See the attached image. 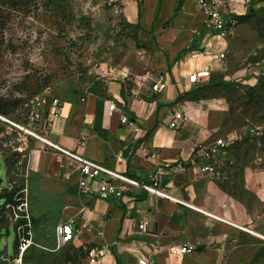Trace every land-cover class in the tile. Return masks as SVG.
Here are the masks:
<instances>
[{"label": "crops", "instance_id": "1", "mask_svg": "<svg viewBox=\"0 0 264 264\" xmlns=\"http://www.w3.org/2000/svg\"><path fill=\"white\" fill-rule=\"evenodd\" d=\"M121 12L138 27V43L151 52L149 71L109 81L103 94L61 79L54 95L59 100L56 115L40 114L37 130L29 129V173L57 186L54 217L78 221L76 248L107 247L99 264H136L138 257L155 264H264V235L252 229L251 213L229 182L199 171L204 160L194 153L197 144L206 150L231 133L226 127L231 104L225 96L205 92L212 88V78H228L229 64L219 54L225 57L234 38L215 36L205 14L189 0H126ZM199 49L212 55L193 57ZM199 70L209 71L210 77L189 84L188 76ZM158 79L165 87L154 92L151 86ZM110 102L142 131L136 134L122 125L119 112L109 114ZM174 112L186 119L171 128ZM48 143L138 181L157 177L161 189L194 209L140 189L122 200L81 194L75 165L65 171L64 156ZM142 222H147L145 233L138 229ZM174 245L194 252L176 258L168 251ZM81 264L91 263L84 258Z\"/></svg>", "mask_w": 264, "mask_h": 264}, {"label": "rangeland", "instance_id": "2", "mask_svg": "<svg viewBox=\"0 0 264 264\" xmlns=\"http://www.w3.org/2000/svg\"><path fill=\"white\" fill-rule=\"evenodd\" d=\"M124 3L0 0V264H16L15 257L17 264H81L78 248L56 242L58 188L29 173L32 137L10 122L35 132L41 119L31 116L49 115L61 79L103 94L109 81L149 71L151 52L123 16ZM243 11L224 57L228 78H212L205 96L222 95L231 104V133L223 137L216 173L251 213L252 229L264 235V0ZM64 161L65 171L74 165Z\"/></svg>", "mask_w": 264, "mask_h": 264}, {"label": "built area", "instance_id": "3", "mask_svg": "<svg viewBox=\"0 0 264 264\" xmlns=\"http://www.w3.org/2000/svg\"><path fill=\"white\" fill-rule=\"evenodd\" d=\"M110 3H115L120 1L124 3L126 0H108ZM193 2L198 9H200L205 14V24L208 29L218 38L225 40L235 34L236 29L239 25V17L244 14V11L251 2L259 0H189ZM207 55L211 56L212 53L207 49H199L192 52V56ZM219 58L223 59L224 54H219ZM210 77V72L207 70H199L191 73L188 76V82L191 85L200 84L203 80ZM165 83L160 79L154 81L151 86L152 91L159 92L164 89ZM53 108L49 115H56L59 100H52ZM109 114L114 112H119L121 114L120 123L122 125H127L132 128L134 133L138 134L142 129L130 118L128 117L122 107L117 106L115 103L110 102L108 106ZM40 118L38 114H32V122H37ZM186 119L185 114L181 112H174L173 121L169 123V127L174 128L178 123L184 122ZM20 130L33 135L30 130L23 129V127H18ZM48 145L59 151L63 156L69 158L75 165V170L78 175V191L81 194L87 195H97L100 198H112L115 200H122L128 193L134 191V189H140L148 194L154 195L159 198H163L174 203L187 206L194 209L193 206L188 205L165 192L159 186V181L157 177L150 178L149 182L138 181L137 179L116 172L107 166L92 161L85 158L82 155H78L62 149L56 145L48 143ZM227 146L225 139L218 138L214 141V145L209 149H203L200 144H197L194 149L195 154H200L204 163L199 167V171L202 174H216L217 156L223 153L224 148ZM177 167L181 168L182 164L178 163ZM200 211V210H199ZM201 212V211H200ZM215 217V216H214ZM147 227V222H142L139 224V232L145 233ZM55 238L57 245L64 246L72 243L80 232L79 223L74 218H69L66 220H60L55 226ZM99 236H103V233H99ZM25 249V245L20 247L19 256ZM80 249L85 254L86 260L91 264H99L100 260L106 255V246H90L87 244H82ZM170 255L176 258H182L187 254L194 252V249L187 245H174L168 249ZM13 262L16 264L20 262V259L13 258ZM136 264H155L148 257H138Z\"/></svg>", "mask_w": 264, "mask_h": 264}, {"label": "trees", "instance_id": "4", "mask_svg": "<svg viewBox=\"0 0 264 264\" xmlns=\"http://www.w3.org/2000/svg\"><path fill=\"white\" fill-rule=\"evenodd\" d=\"M79 254H80V260L85 258V254L82 252L80 248H78Z\"/></svg>", "mask_w": 264, "mask_h": 264}, {"label": "bare ground", "instance_id": "5", "mask_svg": "<svg viewBox=\"0 0 264 264\" xmlns=\"http://www.w3.org/2000/svg\"><path fill=\"white\" fill-rule=\"evenodd\" d=\"M1 118V117H0ZM10 123H12V124H14L15 126H18V127H21V126H19L18 124H15V123H13V122H10ZM24 129V128H23ZM39 138V137H38Z\"/></svg>", "mask_w": 264, "mask_h": 264}]
</instances>
